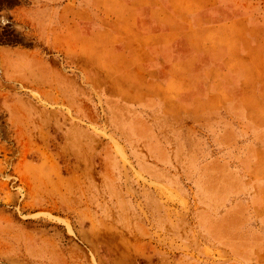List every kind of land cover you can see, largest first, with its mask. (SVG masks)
Here are the masks:
<instances>
[{
	"label": "rangeland",
	"instance_id": "rangeland-1",
	"mask_svg": "<svg viewBox=\"0 0 264 264\" xmlns=\"http://www.w3.org/2000/svg\"><path fill=\"white\" fill-rule=\"evenodd\" d=\"M0 264H264V0H0Z\"/></svg>",
	"mask_w": 264,
	"mask_h": 264
},
{
	"label": "crops",
	"instance_id": "crops-1",
	"mask_svg": "<svg viewBox=\"0 0 264 264\" xmlns=\"http://www.w3.org/2000/svg\"><path fill=\"white\" fill-rule=\"evenodd\" d=\"M237 19L242 20V19H246V17L244 15L242 16H238ZM168 30L165 31L163 30H147L145 29V32L143 33L144 35L148 36L151 33H161L162 36H164L165 34H168L170 32H172L174 30V28H167ZM125 46L126 49V45H128L127 42H123V44ZM144 51L147 54H156V56L158 57V59L163 63L167 65H170L171 63H173V61L170 59L169 57V51L171 49L167 48V46H157L154 48H150V47H143ZM136 51H142V49L139 47V49L136 50H130V52H134V53H130L128 52V56L129 58L133 57L136 53ZM6 52V51H5ZM5 52H1V54H4ZM142 55H144L142 52H140ZM141 58V55H139V59ZM183 60H187V59H183ZM186 61H182V63H184ZM181 62H178V64H180ZM180 77L179 75H167L166 77L164 76H158L155 79H149L148 81L145 82H140V83H145V86L147 85L146 83H148L149 86H151V84H157L159 86H163V88L158 89V90H152L146 88L145 86H143V88H139L137 89V91L135 90L134 92L131 93V96L128 97V95H120L118 93L113 92L111 89H106L104 92V97L109 99L111 102H115L114 100H116L117 98H119V100L121 101V103L125 104L126 106H131L132 110H148V113H154L156 114L157 112H160V110H205L207 108L205 104V102L203 101V106L199 104V102L201 100H208L210 98H212L213 96H218L219 98L224 97V95L229 94V96L231 98H233V102L231 103L234 104L236 103V100H240L243 99L245 97V93H249V92H253L254 90V85H250L248 87L247 83L243 82L242 80H237L234 83L230 82V83H226L223 86H220L218 89H213L210 90L206 88V86L204 85V83H206L205 80H199L193 76H191V78L189 80H184V83L188 82L189 85H187V89L181 92H177L175 98H177V100H179V102H177V106L172 108L169 105V101H167L168 98V92L166 91V88L168 87V85L172 82H177L179 81ZM181 82V81H179ZM183 82V81H182ZM248 87V88H247ZM143 95L148 97V101L147 102H131V98L132 100L137 98H142ZM140 100V99H139ZM138 101V100H137ZM237 110L238 105H235ZM231 108V107H230ZM153 110V112L151 111ZM156 112V113H155ZM184 118V117H183ZM171 122L177 123L176 121H178L179 119L177 118V116H174L173 118L169 119ZM187 120V119H186ZM182 122V121H180ZM179 122V123H180ZM189 119L187 121H183L182 123H187L188 125H190L189 123ZM182 129H184V133L191 130L189 128H186L185 126H181V128L179 127V130L181 131ZM186 129V130H185ZM182 132V131H181Z\"/></svg>",
	"mask_w": 264,
	"mask_h": 264
}]
</instances>
